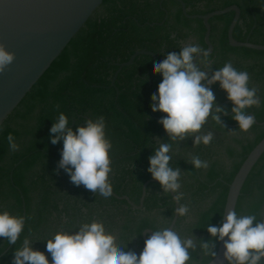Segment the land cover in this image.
Returning a JSON list of instances; mask_svg holds the SVG:
<instances>
[{
    "label": "trees",
    "instance_id": "trees-1",
    "mask_svg": "<svg viewBox=\"0 0 264 264\" xmlns=\"http://www.w3.org/2000/svg\"><path fill=\"white\" fill-rule=\"evenodd\" d=\"M182 1L190 16L238 6L241 18L234 38L264 45V0ZM234 16L230 12L210 20L214 51L207 58L212 66L208 75L229 61L238 71H247L249 87L258 89L261 100L259 107L247 110L256 122L247 132L239 130L238 122L231 118L233 104L217 82L211 88L216 104L228 111L227 116L221 114L225 128L209 117L202 132L214 133L212 143L193 147V138L169 141L158 123L166 114L151 110V96L162 80L153 73L154 59L140 55L129 66L120 69V65L138 51L154 53L160 62L168 52L179 53L186 44H198L206 50L203 20L186 17L177 0L103 1L0 126V212L25 217L24 230L15 245L0 237V264H12L14 250L26 237L33 241L35 250L45 252L51 264L47 240L57 232L76 231L82 223L93 220L103 222L118 246L127 245L125 251L139 255L144 248V232L169 227L175 214L172 195L163 194L159 183L148 185L142 209L119 198L127 196L140 205L143 186L152 179L147 169L157 140L172 144L170 166L182 171L181 203L189 207L174 229L182 238L193 235L198 240L212 239L206 230L208 224L222 223L229 186L264 139V51L230 45L228 30ZM200 66L207 70L203 63ZM61 112L68 116L73 130L89 118H105L106 136L112 143L110 198L94 194L83 185L75 186L69 175L58 169L63 142L51 144L50 128ZM9 133L20 146L18 151L9 150ZM193 155L208 161L209 167L195 169L187 162ZM236 213L264 219V155L243 187ZM196 243L189 264L210 263L213 257L203 256L200 241Z\"/></svg>",
    "mask_w": 264,
    "mask_h": 264
},
{
    "label": "clouds",
    "instance_id": "clouds-1",
    "mask_svg": "<svg viewBox=\"0 0 264 264\" xmlns=\"http://www.w3.org/2000/svg\"><path fill=\"white\" fill-rule=\"evenodd\" d=\"M209 55V51L198 44L190 43L180 48L179 53L168 52L166 58L153 65V73L161 74L162 80L157 92L151 96V110L166 114L158 123L163 126L169 141L193 138V147L211 144L214 133L202 132L209 117L225 128L221 114L227 116L228 111L216 104L211 88L217 82L233 104L231 118L238 122L239 130L247 132L256 122L247 110L259 107L261 100L258 89L249 87V73L238 71L229 61L209 76L212 69L207 60ZM14 60L15 54L0 44V73L5 72ZM201 63L207 70H202ZM229 131L235 133V130ZM6 139L10 151L19 150L13 134L9 133ZM61 141L58 169H63L75 186L83 185L94 194L110 198L113 194L109 179L112 143L106 136L105 118H89L83 126L77 125L73 130L68 116L61 112L50 128V142L56 145ZM157 141L158 147L149 157L147 171L160 184L163 194H175L172 199L179 204L176 215L186 216L189 207L181 203L184 198L180 191L182 171L170 166L172 144ZM187 162L197 170L209 167L208 161L197 155ZM24 225L25 217L0 212V237L8 244H16ZM206 230L212 238L207 241L193 235L182 238L174 227L152 230L138 255L134 251H125L127 245L118 246L103 222L93 220L82 223L76 231L57 232L47 240L46 251L51 255V264H189L191 253L197 250L196 241H200L202 255L213 258L217 257V243L223 242L227 264H264V219L258 220L254 214L237 215L233 209L227 211L219 226L208 224ZM32 245L33 241L26 237L22 246L14 250L12 264H50L45 252L35 250Z\"/></svg>",
    "mask_w": 264,
    "mask_h": 264
},
{
    "label": "water",
    "instance_id": "water-1",
    "mask_svg": "<svg viewBox=\"0 0 264 264\" xmlns=\"http://www.w3.org/2000/svg\"><path fill=\"white\" fill-rule=\"evenodd\" d=\"M103 1L0 0V44H3L6 50L15 54L14 62L5 72L0 73V126L31 92L73 38L103 4ZM177 1L182 5L186 17L203 20L206 28V50L209 51L210 55L214 51L211 42L212 28L210 20L213 17L226 15L230 12L235 13L228 30L230 45L235 48L264 51V45L239 42L234 38L235 28L241 18V10L238 6L234 5L204 16H190L187 13L186 4L182 0ZM140 55H149L155 63L159 62L158 56L154 53L138 51L127 63L121 64L120 69L131 65ZM158 75L162 78L161 74L158 73ZM263 155L264 139L249 154L230 184L224 216L227 215L228 210L234 209L236 211L243 187ZM151 183L158 182L152 178L145 183L139 206L133 204L127 196L119 198L128 201L136 209H142L147 196V187ZM171 195L175 194L171 193ZM178 207L179 204L175 202V209ZM178 219L179 216L175 213L169 227L175 228ZM151 233V230H146L143 234L144 240ZM224 251L223 242H220L217 257L213 258L208 264H227L223 256Z\"/></svg>",
    "mask_w": 264,
    "mask_h": 264
}]
</instances>
